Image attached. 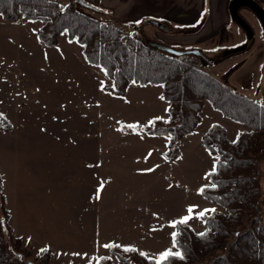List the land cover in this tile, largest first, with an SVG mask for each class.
<instances>
[{
	"label": "rangeland",
	"instance_id": "1",
	"mask_svg": "<svg viewBox=\"0 0 264 264\" xmlns=\"http://www.w3.org/2000/svg\"><path fill=\"white\" fill-rule=\"evenodd\" d=\"M261 7L264 9V5ZM39 25H42L39 21L24 19L5 21L0 14V112L16 116L20 134H26L28 129L31 136L20 137L18 142H41L43 137L45 142H51L52 138L46 136V131L63 127L65 132H71L64 138L67 144L96 142L99 148H105L107 144L119 147L111 160L107 161L106 153L99 154V172L113 173L111 177L99 174L96 255L90 259L51 252L48 264H96L102 255H109L115 264H121L105 247L108 243L134 248L155 260H159L160 254L167 250L178 252L173 247V223L188 216L190 206H195V211L186 223L196 232L204 230V223L198 215L200 212L206 209L222 211L219 205L200 193V189L208 185V173L216 161V156L205 149L201 135L212 124L218 123L225 128L227 138L234 141L245 127L225 118L207 103L200 113V124L182 140L180 156L171 161L164 155L168 136L153 135L144 130L122 134L120 129L121 124L149 125L154 118L167 119L168 105L161 99V86L132 83L126 95H113L104 89L111 85V81L102 69L85 61L77 42L63 33L56 46H47L34 29ZM230 25L232 29L237 27L233 22ZM124 28L127 32L135 29L132 25ZM260 29L261 36L255 32L250 39H243L248 45L245 49L237 45L234 47L236 52L212 63L202 62L199 57L195 59L202 70L220 80L226 76L230 86L264 105V31L262 27ZM143 32L156 42L159 39L155 37H160L189 46L185 38L174 34L164 38L149 25L143 26ZM229 42L223 38L197 46L204 51ZM205 52L206 57L212 58L222 51ZM95 110L96 119L86 121L85 117H93ZM50 115H55V120ZM0 116L10 123L11 129L10 119L1 113ZM10 129L0 127V170L9 197L13 188L16 189V176L14 174L13 177L10 167V143L16 135L20 136L16 131L10 133ZM2 184L0 192L3 195ZM16 184L22 189L25 187L24 182L17 181ZM243 221L247 222L246 216ZM22 248L27 262L40 264L38 254L43 249L41 246H33L22 239ZM88 259L90 261L86 262Z\"/></svg>",
	"mask_w": 264,
	"mask_h": 264
},
{
	"label": "trees",
	"instance_id": "2",
	"mask_svg": "<svg viewBox=\"0 0 264 264\" xmlns=\"http://www.w3.org/2000/svg\"><path fill=\"white\" fill-rule=\"evenodd\" d=\"M79 2L0 0V14L5 21L41 22L37 35L47 46H56L59 36L66 33L68 39L81 46L85 61L104 71L111 81L104 89L115 96H124L132 83L160 85L168 105L167 119L154 118V124L133 125L137 127L121 124L120 129L168 136L164 155L171 161L180 156L182 140L200 124L205 102L245 127L234 141L227 138L225 128L218 123L202 134L205 149L216 156V161L215 172L208 173L209 183L200 193L222 211L215 210L201 218L202 232H196L188 223H175V247L183 259L173 255L163 264H264V105L202 70L195 56L185 53L191 49H174L153 41L142 26L152 21L167 33L188 32L186 29H174L161 20L146 18L134 24L137 30L127 32L116 22H103L81 11ZM0 127L10 129V123L1 116ZM1 184L0 175V191ZM107 248L121 264L157 262L134 248ZM50 256L48 248L41 249L39 263L48 264ZM26 260L22 239L13 232L10 212L0 192V264H25ZM96 264L115 263L109 255H102Z\"/></svg>",
	"mask_w": 264,
	"mask_h": 264
},
{
	"label": "crops",
	"instance_id": "3",
	"mask_svg": "<svg viewBox=\"0 0 264 264\" xmlns=\"http://www.w3.org/2000/svg\"><path fill=\"white\" fill-rule=\"evenodd\" d=\"M79 1V9L86 14L103 22H116L123 27L134 26L146 18L161 20L174 29L193 28L199 25L198 28L187 33H173L174 36L185 38L184 41L189 46L178 45L155 37V39H159L157 41L176 49L196 48L202 51V48L197 45L223 38L229 39L230 42L207 48L204 50L205 53H217L216 50L231 49L237 45L241 46V49L248 46L243 42V39H247L245 38L246 33L239 26L236 25L237 27L232 29L230 25L233 22L230 12L237 0ZM253 1L260 6L264 5V0ZM66 2L67 0L63 3ZM241 8H243V13H241ZM237 11L252 25L253 35L256 32L261 36V27L249 10L245 6L239 5ZM145 25L151 26L149 22H144L143 26ZM39 27L40 25L34 28L36 33ZM154 29L160 36L170 37L169 33ZM182 42L180 41V43ZM207 103L205 102L203 109ZM0 113L7 116L6 113ZM96 113L95 110L93 117L90 115L85 117L86 121L96 119ZM7 117L12 122L10 133L16 131L20 134L17 129L19 126L15 120L17 117L14 116V118L11 115ZM50 118L55 120V115H50ZM25 131L26 134L16 135L10 143L9 150L12 153L10 167L13 169V177L14 174L16 176L14 177L16 189L13 188V191L10 192V200L5 189V178L0 170L3 183L2 191L7 201L10 224L14 233L25 242L33 246L48 248L52 253L60 256L73 255L91 259L96 255L98 246L96 239L99 222V174L111 177L113 173L101 169L99 172V154L106 153L107 161L111 160L119 148L118 145L107 144L105 148H99L96 142L67 144L64 138L71 132H65L63 127L58 130L46 131L48 132L46 136L52 138L51 142H45L44 137L41 142L36 140L18 142L20 137H31L30 131L28 129ZM123 132L121 133L123 134ZM135 132H139V130ZM94 133L96 135V130ZM95 135L94 137H96ZM17 181L25 183L24 189L21 185L17 186ZM71 199L73 203H71ZM109 244L112 243L107 245ZM88 261L90 260L88 259L86 262Z\"/></svg>",
	"mask_w": 264,
	"mask_h": 264
},
{
	"label": "water",
	"instance_id": "4",
	"mask_svg": "<svg viewBox=\"0 0 264 264\" xmlns=\"http://www.w3.org/2000/svg\"><path fill=\"white\" fill-rule=\"evenodd\" d=\"M239 5H243L245 6L250 13L256 18L257 23L262 27L263 31H264V9L255 1L253 0H237L232 9H231V19L233 22H235L237 24V26H239L248 36L249 34L252 36L253 35V28L252 25L245 19L243 18L237 11V6ZM150 24L155 25L156 27H159L161 29H163L165 31V28H162V26L157 23V22H149ZM199 25H196L193 28H190V30H195L196 28H198ZM161 49L170 52V53H175L176 51H169V49L165 48V47H160ZM236 52L235 50H230V51H223L222 53H220L219 55H217L216 57H212V58H208L206 57L202 51L199 50H192V51H186V54H191L195 57H199L200 59H202L205 63H212L215 62V60L217 59H221L227 55H230L231 53ZM178 53V52H177ZM225 81H227L226 76L223 78ZM27 264H32L31 262H27Z\"/></svg>",
	"mask_w": 264,
	"mask_h": 264
},
{
	"label": "snow or ice",
	"instance_id": "5",
	"mask_svg": "<svg viewBox=\"0 0 264 264\" xmlns=\"http://www.w3.org/2000/svg\"><path fill=\"white\" fill-rule=\"evenodd\" d=\"M161 99H163V97H161ZM150 124H154V121L153 122H150ZM128 127H137V126H133V125H128ZM150 155V154H149ZM148 171H152V169H149ZM215 172V164L213 165V170L212 172L209 173V175H212L214 174ZM207 178V177H206ZM213 187H215V185H213ZM201 193H203L204 189L202 188L201 190ZM189 215L188 216H185L183 217L180 221L178 222H174L173 223V226H175V223H186L188 219L191 218V215L193 214V212L195 211V206H190L188 209H187ZM209 211H212L214 212L215 210L214 209H206L204 210L203 212H200L198 215L200 218H203L204 215L209 212ZM201 235H204L203 233ZM113 245H105V247H112ZM115 247H120V245H114ZM173 247H175V234H173ZM130 250H134V249H128V248H124V251H130ZM79 255V254H77ZM141 255H143V253H141ZM175 255L176 257L180 258V259H183V256L180 252H175L173 253L171 250H167L163 253L160 254V257H159V260H157L156 264H163V262L165 260H167L169 257Z\"/></svg>",
	"mask_w": 264,
	"mask_h": 264
},
{
	"label": "flooded vegetation",
	"instance_id": "6",
	"mask_svg": "<svg viewBox=\"0 0 264 264\" xmlns=\"http://www.w3.org/2000/svg\"><path fill=\"white\" fill-rule=\"evenodd\" d=\"M249 13H250V11H249ZM251 14V13H250ZM235 23V22H234ZM236 24V23H235ZM152 27H154V28H156V29H158V30H160V31H162V32H165L163 29H161V28H159V27H156L155 25H153V24H150ZM169 25V24H168ZM237 25V24H236ZM143 27V26H142ZM180 29H183V28H180ZM184 29H186L185 31H192V30H190V28H184ZM165 33H167V32H165ZM175 33V32H174ZM185 33H187V32H185ZM169 34H173V33H169ZM250 37H251V35L249 34V36L247 37V39H250ZM247 44V43H246ZM171 47V46H170ZM173 48V47H172ZM174 49H176V48H174ZM184 49H191L190 51H192V50H198V49H196V48H184ZM230 50H235L236 51V49H234V47L233 48H231V49H222V50H220V51H230ZM200 51V50H199Z\"/></svg>",
	"mask_w": 264,
	"mask_h": 264
}]
</instances>
